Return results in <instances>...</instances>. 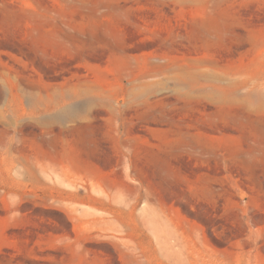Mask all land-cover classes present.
<instances>
[{"label":"rangeland","instance_id":"rangeland-1","mask_svg":"<svg viewBox=\"0 0 264 264\" xmlns=\"http://www.w3.org/2000/svg\"><path fill=\"white\" fill-rule=\"evenodd\" d=\"M0 264H264V0H0Z\"/></svg>","mask_w":264,"mask_h":264}]
</instances>
